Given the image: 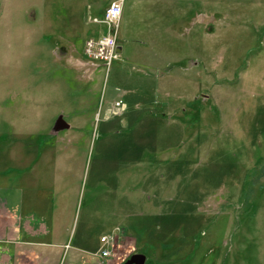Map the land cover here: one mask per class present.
<instances>
[{"label": "rangeland", "instance_id": "1", "mask_svg": "<svg viewBox=\"0 0 264 264\" xmlns=\"http://www.w3.org/2000/svg\"><path fill=\"white\" fill-rule=\"evenodd\" d=\"M112 1L0 0V177L62 116L79 140L50 134L60 156L39 161L79 188L78 264H264V0H125L106 70L81 48ZM184 6L191 27L160 30Z\"/></svg>", "mask_w": 264, "mask_h": 264}, {"label": "crops", "instance_id": "2", "mask_svg": "<svg viewBox=\"0 0 264 264\" xmlns=\"http://www.w3.org/2000/svg\"><path fill=\"white\" fill-rule=\"evenodd\" d=\"M107 7L101 11L102 16ZM183 10L178 15L172 14V20L162 22L160 30H164L169 36H176L177 30H186L187 23L191 27V8L188 13L186 6ZM118 44L123 51L119 38ZM84 46L85 43L81 53H84ZM87 108L86 104L81 105L79 113H82V117L87 113ZM109 109L110 107L107 113ZM60 118L63 119L62 116ZM85 118L78 123L85 125ZM64 122L68 128L61 131L73 129L74 133L71 135L74 134L76 140H79L80 136L75 134L79 130L75 128L77 125L73 128V125ZM47 128L48 125L43 128L34 127L25 133L30 140L44 134L40 145L45 143L46 151L42 148L18 151L14 145V150L9 155L8 172L0 177V264H63L64 259L65 264H78L80 253L87 252L84 249L86 245L81 247L80 242L75 243L71 237L74 205L79 188L72 187L70 170L66 164L54 166L53 177L50 179V167L39 161L41 157L60 156L59 149L49 150L48 139L50 134L55 138L62 132L49 134ZM1 135L0 132V137ZM13 136L15 138L16 134ZM66 151L64 155L68 158L70 156ZM67 161L70 162L69 159Z\"/></svg>", "mask_w": 264, "mask_h": 264}, {"label": "built area", "instance_id": "3", "mask_svg": "<svg viewBox=\"0 0 264 264\" xmlns=\"http://www.w3.org/2000/svg\"><path fill=\"white\" fill-rule=\"evenodd\" d=\"M125 0H113L105 11L102 18H93L95 25L101 26L102 29L98 35L88 38L84 46V55L88 61L104 66L109 70L115 60L120 58L118 52V33L121 18L123 16ZM126 104L122 100L116 101L109 109V116H121L126 112ZM111 236L103 238V244L106 249L102 248L99 257L106 260L111 256L112 247L110 244Z\"/></svg>", "mask_w": 264, "mask_h": 264}, {"label": "water", "instance_id": "4", "mask_svg": "<svg viewBox=\"0 0 264 264\" xmlns=\"http://www.w3.org/2000/svg\"><path fill=\"white\" fill-rule=\"evenodd\" d=\"M118 51L121 52L122 49L119 47ZM68 128V125L65 124L64 120L62 118H59L58 121L55 124L54 130L56 132H59L63 129ZM147 261L146 256L141 254H133L129 260H127L124 264H145Z\"/></svg>", "mask_w": 264, "mask_h": 264}, {"label": "flooded vegetation", "instance_id": "5", "mask_svg": "<svg viewBox=\"0 0 264 264\" xmlns=\"http://www.w3.org/2000/svg\"><path fill=\"white\" fill-rule=\"evenodd\" d=\"M131 256H132V255H131ZM131 256H130V257H131Z\"/></svg>", "mask_w": 264, "mask_h": 264}]
</instances>
